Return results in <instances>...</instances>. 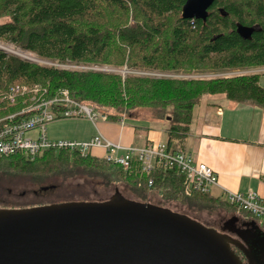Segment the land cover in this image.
Wrapping results in <instances>:
<instances>
[{
	"label": "trees",
	"instance_id": "1",
	"mask_svg": "<svg viewBox=\"0 0 264 264\" xmlns=\"http://www.w3.org/2000/svg\"><path fill=\"white\" fill-rule=\"evenodd\" d=\"M185 2L0 0V18H7L0 23V41L53 63H109L120 68L218 74L203 78L131 74L122 78L93 69L41 65L0 49V118L21 110L29 97L22 96L11 104L7 94L15 85L39 86L38 97H52L68 89L75 100L90 104L109 121L123 119L131 109L147 110L154 119L168 120L167 143L172 146L184 141L193 110L206 95H223L237 103L263 106L260 79L264 75V0H215L206 21L183 18ZM107 9L114 16H109ZM114 19L119 20L109 24ZM168 21L172 22L170 27ZM238 24L256 26L257 30L250 39H244L236 31ZM225 71L232 73L221 74ZM6 176L19 182L11 183L10 191L23 183L24 190L16 198L23 201L32 192L34 200H27L30 205L18 201L0 209L123 198L146 202L156 193L163 204L173 202L186 208L174 210L179 213L212 214L224 209L241 213L251 223L258 222L222 197L187 194L186 177L178 169L147 173L134 163L124 170L92 152L83 156L69 149H48L34 160L21 154L0 155V177ZM29 184L32 190L27 189ZM111 189L114 194L107 196L105 190ZM232 248L244 264H249L240 243H234Z\"/></svg>",
	"mask_w": 264,
	"mask_h": 264
},
{
	"label": "water",
	"instance_id": "2",
	"mask_svg": "<svg viewBox=\"0 0 264 264\" xmlns=\"http://www.w3.org/2000/svg\"><path fill=\"white\" fill-rule=\"evenodd\" d=\"M214 1L186 0L182 17L206 21ZM256 30L236 28L244 39ZM251 224L257 232L247 236L264 238ZM243 241L186 214L133 199L0 209V264H244L234 243L245 248L249 264H263Z\"/></svg>",
	"mask_w": 264,
	"mask_h": 264
},
{
	"label": "crops",
	"instance_id": "3",
	"mask_svg": "<svg viewBox=\"0 0 264 264\" xmlns=\"http://www.w3.org/2000/svg\"><path fill=\"white\" fill-rule=\"evenodd\" d=\"M263 80L264 75L260 79L264 87ZM168 127L147 131L118 121L98 120L93 124L86 118H70L53 123L48 137L86 141L101 133L125 146H143L148 142H167ZM172 147L189 152L196 161L214 170L219 185L213 189V196L223 198L225 191L252 190L264 197V105L237 103L223 95H206L193 110L184 141L175 142ZM92 153L102 158L105 150L98 148ZM255 225L264 232L259 223Z\"/></svg>",
	"mask_w": 264,
	"mask_h": 264
},
{
	"label": "built area",
	"instance_id": "4",
	"mask_svg": "<svg viewBox=\"0 0 264 264\" xmlns=\"http://www.w3.org/2000/svg\"><path fill=\"white\" fill-rule=\"evenodd\" d=\"M37 85H15L11 87L7 98L11 104L17 98L29 96L24 107L12 114L0 118V155L21 154L34 160L48 149H69L85 156L94 149H104L102 157L112 165L128 170L137 163L142 172L156 169H178L187 180L186 193L212 194L219 185L214 170L203 162L195 160L189 152L173 148L167 142H148L143 146H125L114 142L101 133L86 141L73 139L52 140L48 137L46 124L56 119L86 118L93 124L98 120H107L92 106L75 100L68 89L59 90L52 97H38ZM124 124V118L119 120ZM153 181H150V185ZM223 199L238 209L250 213L264 227V197L257 191L223 193Z\"/></svg>",
	"mask_w": 264,
	"mask_h": 264
},
{
	"label": "rangeland",
	"instance_id": "5",
	"mask_svg": "<svg viewBox=\"0 0 264 264\" xmlns=\"http://www.w3.org/2000/svg\"><path fill=\"white\" fill-rule=\"evenodd\" d=\"M101 9H102V7H101ZM106 12L109 16H111V17L114 16V13L111 12L110 10L107 9ZM131 17H132V15H131ZM6 20H7V18H0V23L4 22ZM118 20L119 19L111 20V22L109 24L114 25V23H117ZM171 23L172 22L168 23V27H170ZM6 46H10V47H12V49H6ZM0 47L5 48L6 49L5 52H7V53L18 55V56L22 57L23 59L29 60V61L37 63V64L46 65V66L54 65V66H60V67L67 68V69H79V70L93 69L96 71H102L103 73L119 74V75H121L122 78H125L127 75H131V74L137 75V76H142V77H151V78H162V77H185V78H196V77H198V78H203V77H211V76L218 75L217 73H213V72H205V73L204 72H201V73L197 72L195 74H188V73H184V72H162V71L150 70V69H135V68L130 69V68H127L126 66H121V68H120V67L113 66L114 64H109V63L103 64V65H91V66L90 65L89 66L72 65V64L61 65L58 63H53L49 60L42 59L41 57H38L37 55H35L34 53H32L30 51H25L19 47H16L15 44L10 43V42L0 41ZM25 52L28 53L29 55L25 56L24 55ZM112 57L115 58V62H116L117 61V58H116L117 54H114ZM229 73H232V71L221 72V74H229ZM86 104H88V103H86ZM88 105H90V104H88ZM123 118H124V124L133 125V126L138 125V127L141 130L147 129V131H149L151 128L152 129H158V130H160V129L165 130L170 125L168 120L154 119L150 116V112H148L147 110H143V109H131L127 114H125V116ZM169 118L170 117H167V119H169ZM59 120H63V119H56V120L48 122L46 124L47 134L49 137L51 136V132H52L51 128H52L53 123H55ZM146 132L144 134H146ZM41 156H43V154ZM80 181H83V180H80ZM13 182H17V179L12 178V177H9L7 179V176L6 177H0V207H3V205H5V206L12 205L14 203H17L18 201H21L22 204L30 205V204H27L28 203L27 200L28 201L34 200V197H33L34 194L32 192H30L26 198H23V201H22V199L16 198V196L20 195L21 191L24 190V187L21 186V185H23V183H21V185H19V184L15 185L16 187L14 186L12 188L13 191H10L11 190L10 185ZM17 183H19V182H17ZM17 186L19 189L17 188ZM34 188H36V187H34ZM27 189L32 190L33 187L29 184ZM101 191H104V190L101 189ZM105 192H106L107 196H111L114 194L113 189L105 190ZM93 199H95V198H93ZM146 202L151 203V204H155V205H159V206H163V207H167L170 209L172 208L173 210H177L178 208H180V210H186V208H181V207L176 206V204L173 202H168L166 204H163V201L160 200V196H158L156 193L155 194L153 193V195H151V197H149V200H147ZM191 213H193V212H191ZM240 214H238L237 212H234V211L227 212L226 210L222 209V210H217L216 212H213L212 214H210L208 211H203L201 213L196 212V214H186V215L191 217L194 220L199 221L200 223L204 224L205 226H207L209 228L217 230L219 233H223V234L229 235L233 238H237V239L240 238V239L244 240L246 243L244 241H243V243H245V245L248 244L247 247L252 252L253 258H255V261L261 262L264 258V240H263L264 238L263 237L262 238H260V237L255 238L252 235H249V236L241 235L239 232V228H240L239 226L240 225L237 224V221H234L236 224L235 226H232V225L226 223V222H228V220L230 218H232L234 216H238V217L245 219ZM257 223L260 224L259 221ZM245 236H247V238Z\"/></svg>",
	"mask_w": 264,
	"mask_h": 264
},
{
	"label": "flooded vegetation",
	"instance_id": "6",
	"mask_svg": "<svg viewBox=\"0 0 264 264\" xmlns=\"http://www.w3.org/2000/svg\"><path fill=\"white\" fill-rule=\"evenodd\" d=\"M237 217V220H235V221H237V224L238 225H240L239 227V232H240V234L241 235H248V234H250V232H257V230L255 229V226H253L252 224H251V222L250 221H248V220H245V219H243V218H241V217H238V216H236ZM233 218V217H232ZM232 218H230L229 220H228V222H226L227 224H230V225H232V226H235L236 224H235V222L234 221H232ZM240 239V238H239ZM248 251H249V249H248ZM250 253H252V252H249V254ZM247 255L245 254V257H246ZM248 258V257H247ZM248 261H249V259H248ZM264 264V263H263Z\"/></svg>",
	"mask_w": 264,
	"mask_h": 264
},
{
	"label": "bare ground",
	"instance_id": "7",
	"mask_svg": "<svg viewBox=\"0 0 264 264\" xmlns=\"http://www.w3.org/2000/svg\"><path fill=\"white\" fill-rule=\"evenodd\" d=\"M2 47H3V46H2ZM6 49H12V47H10V46H6ZM24 55L27 56V55H29V54L25 52Z\"/></svg>",
	"mask_w": 264,
	"mask_h": 264
}]
</instances>
